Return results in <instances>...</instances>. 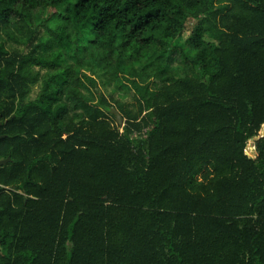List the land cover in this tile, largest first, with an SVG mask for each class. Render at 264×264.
Wrapping results in <instances>:
<instances>
[{
  "label": "trees",
  "instance_id": "16d2710c",
  "mask_svg": "<svg viewBox=\"0 0 264 264\" xmlns=\"http://www.w3.org/2000/svg\"><path fill=\"white\" fill-rule=\"evenodd\" d=\"M7 157L0 264H264V0H0Z\"/></svg>",
  "mask_w": 264,
  "mask_h": 264
},
{
  "label": "rangeland",
  "instance_id": "374dc122",
  "mask_svg": "<svg viewBox=\"0 0 264 264\" xmlns=\"http://www.w3.org/2000/svg\"><path fill=\"white\" fill-rule=\"evenodd\" d=\"M189 31H190V28H188L187 31L183 34V37H182L181 41H183L185 39V37L188 35ZM8 45L11 46L9 48H11L12 50H14V49L21 50V49H23V46L20 45V43H16L14 40H12V42H8ZM163 47H165V49H168V50L171 49L167 44H164ZM99 76L100 75H98L97 77H99ZM39 87H40V83H35V84L31 85V90H30V93H29V95L27 97L29 100H31V99H33L35 97Z\"/></svg>",
  "mask_w": 264,
  "mask_h": 264
},
{
  "label": "water",
  "instance_id": "95a60500",
  "mask_svg": "<svg viewBox=\"0 0 264 264\" xmlns=\"http://www.w3.org/2000/svg\"><path fill=\"white\" fill-rule=\"evenodd\" d=\"M111 112L115 115L116 122L118 123V125L122 126L123 120H122L121 115L115 109H111ZM9 161H10L9 157H7L5 159H1L0 160V165H4V164H6Z\"/></svg>",
  "mask_w": 264,
  "mask_h": 264
}]
</instances>
